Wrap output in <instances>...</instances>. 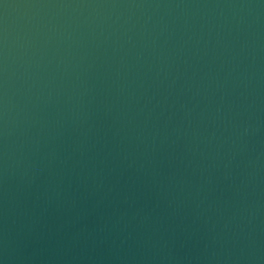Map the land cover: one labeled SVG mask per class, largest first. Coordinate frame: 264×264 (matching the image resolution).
I'll use <instances>...</instances> for the list:
<instances>
[{
	"label": "water",
	"instance_id": "water-1",
	"mask_svg": "<svg viewBox=\"0 0 264 264\" xmlns=\"http://www.w3.org/2000/svg\"><path fill=\"white\" fill-rule=\"evenodd\" d=\"M0 264H264V0H0Z\"/></svg>",
	"mask_w": 264,
	"mask_h": 264
}]
</instances>
